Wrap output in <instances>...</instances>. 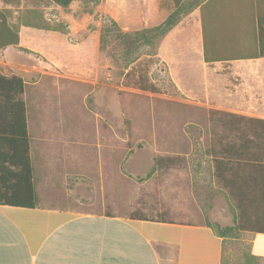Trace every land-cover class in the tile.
<instances>
[{"label":"rangeland","instance_id":"1","mask_svg":"<svg viewBox=\"0 0 264 264\" xmlns=\"http://www.w3.org/2000/svg\"><path fill=\"white\" fill-rule=\"evenodd\" d=\"M173 9L170 0H75L68 8L49 0H0L20 37L0 51V72L25 82L36 172L47 167L64 175L55 183L78 212L233 226L205 150L216 112L264 120L258 101L264 60L205 64L202 30L187 23L153 51L144 49L143 68L128 79L129 69L111 56L115 49L101 48L105 18L132 33L160 24ZM204 32L211 56L235 55L253 44L250 32L233 23ZM141 71L157 93L135 84ZM158 157L178 161L156 168ZM255 236L225 240L222 264H247Z\"/></svg>","mask_w":264,"mask_h":264},{"label":"crops","instance_id":"2","mask_svg":"<svg viewBox=\"0 0 264 264\" xmlns=\"http://www.w3.org/2000/svg\"><path fill=\"white\" fill-rule=\"evenodd\" d=\"M170 1L174 11L175 2ZM259 18L264 20V0H205L184 16L167 37L183 23L202 30L203 37L204 29L212 31L233 23L240 32L249 31L254 43ZM258 101L264 103V95ZM33 167L38 206H0V264H222L224 241L208 226L132 221L118 215L78 212L55 183L64 175H54L47 167L38 175L34 163ZM252 250L264 259V235L253 238Z\"/></svg>","mask_w":264,"mask_h":264},{"label":"trees","instance_id":"3","mask_svg":"<svg viewBox=\"0 0 264 264\" xmlns=\"http://www.w3.org/2000/svg\"><path fill=\"white\" fill-rule=\"evenodd\" d=\"M49 1L68 8L75 0ZM203 1L205 0H174L175 10L161 24L132 33H124L114 20L107 17L101 30V48L103 51L109 47L115 49L116 52H112L111 56L122 62L125 69H129L126 75L128 79L136 69L143 68L140 66L142 51H153L158 42ZM19 42L18 31L8 24L7 17L0 11V51L18 45ZM260 58H264V20L261 18L258 19L257 36L250 49L235 52V55L223 57L220 54H208L204 34L206 63ZM135 84L145 91H159L142 71ZM24 93L25 82L21 77H9L0 72V206L35 209L38 206V195L34 183ZM215 114L218 117L212 118V138L205 154L213 164L216 182L229 201L234 225L221 227L219 224L208 223L206 226L223 241L240 238L244 233L264 235V120L226 112ZM177 161L175 158L158 157L155 166L169 168L176 166ZM131 220L153 222L140 217ZM259 260L260 257L250 255L247 264Z\"/></svg>","mask_w":264,"mask_h":264}]
</instances>
